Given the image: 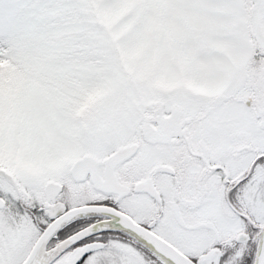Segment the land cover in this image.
I'll use <instances>...</instances> for the list:
<instances>
[{"label":"snow or ice","instance_id":"obj_1","mask_svg":"<svg viewBox=\"0 0 264 264\" xmlns=\"http://www.w3.org/2000/svg\"><path fill=\"white\" fill-rule=\"evenodd\" d=\"M0 264H264V0H0Z\"/></svg>","mask_w":264,"mask_h":264}]
</instances>
